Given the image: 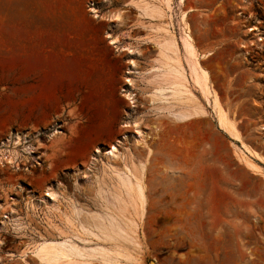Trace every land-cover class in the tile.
Wrapping results in <instances>:
<instances>
[{"label": "rangeland", "instance_id": "obj_1", "mask_svg": "<svg viewBox=\"0 0 264 264\" xmlns=\"http://www.w3.org/2000/svg\"><path fill=\"white\" fill-rule=\"evenodd\" d=\"M130 1L0 0V263L40 264L31 247L61 240V215L48 212L41 201L45 190L58 183L60 214L67 200L97 211L100 187L111 207L138 222L135 264H264V176L238 159L234 151L240 143L218 127L210 103L198 91L193 90L196 102L187 105L200 104L206 114L177 120V105L172 110L152 105L148 94L156 80L148 83L151 74L143 73L158 57L152 38H179L185 12L194 45L201 53L211 51L200 59L211 87L242 142L263 156L252 159L264 168V0H171L169 5L144 0L157 7L152 16L140 14ZM116 10L119 20H108ZM106 23L108 35L132 47V56L126 50L118 57L106 51ZM33 29L57 36L65 31L67 48L56 37L40 53H18L24 32ZM130 58L136 63L131 72ZM32 83L38 91L53 89L77 101H22ZM124 89L135 95L133 109ZM48 105L56 112L53 117L30 123L21 116L27 107ZM126 121H136L149 137L141 145L124 142L122 157L108 159L103 152L121 140ZM32 127L35 135L28 133ZM58 131L68 133L62 149L54 148ZM95 148L102 153L95 154ZM129 159L145 166L142 219L119 190L117 174L132 167ZM38 174L63 177L36 180ZM100 246L110 244L90 243Z\"/></svg>", "mask_w": 264, "mask_h": 264}, {"label": "bare ground", "instance_id": "obj_2", "mask_svg": "<svg viewBox=\"0 0 264 264\" xmlns=\"http://www.w3.org/2000/svg\"><path fill=\"white\" fill-rule=\"evenodd\" d=\"M162 1L166 5H169L171 2V0ZM130 2L139 7L140 14H149L152 16L155 13H158L156 6H153L152 4L150 5L144 0H131ZM91 11L94 13V16L100 17L96 8H91ZM119 15L120 12L117 13L115 17L118 18ZM180 18L182 25L179 38L176 39L174 36L160 38L156 34L152 38L158 53V57L154 59L155 63L148 70V73L151 74V80L147 78L148 83L151 84L152 80H156V84L154 86L151 85L152 90L148 94L151 98L152 105H158L157 109L162 110H172L174 105H177L179 110L174 112V116L177 120H183L190 115L206 114L204 107L200 104L196 103L191 107H188L187 105L189 101L196 102L192 101L194 100L192 99L194 97L193 90L198 91L210 103L218 127L233 140L240 143V145H235L234 151L238 159L247 167V169L264 176V168L252 159L253 156L259 160H263V156L242 142L234 120L228 116L227 110L221 105L216 91L211 87V83L209 82L208 72L201 65L200 59L209 55L211 51L205 53L198 51L194 45L187 24L184 22L185 12L181 14ZM255 29L257 28L252 27L250 30L252 31ZM108 34L107 36L111 38V43L118 52L122 50H126L130 54L134 52L132 47L125 46L120 38ZM130 62V68L128 69L129 72L132 71L131 68H133L135 64L132 60ZM126 82L131 84V79H127ZM145 84H147V82ZM123 91L124 96L131 102V104H129L130 108L133 109L135 106L134 102H136L134 99L135 95L129 89H124ZM123 127L128 129L121 134V140L110 145V147L103 152L108 159L122 157V152L120 151L119 146L121 144L123 145L124 142H129L131 139L134 144L141 145L144 144L149 137L147 132L139 128L136 121H130V123L126 121L123 124ZM19 142L18 138H16L15 143L17 144ZM33 152V148L29 147L27 149L28 154ZM94 153H102V151L99 148H95ZM14 155L15 154H12V157L8 155L6 157L7 160H12ZM130 161L132 163L129 164L132 167L126 165L124 174H117V178L120 182L119 190L127 196L129 200H127L128 203L133 210L138 213L139 219H142L145 213L146 202L145 188L143 184L145 166L143 163L137 164L133 160ZM57 184L56 186L45 190L41 201L45 204L48 212L61 215L62 219H60L64 233L61 234L62 238L58 242L40 241L36 242L31 247V252L39 260V263L135 264L136 261L134 262L132 252L140 247L139 241L137 240L138 237L136 236V224L138 222L132 217V219L124 218L113 207H111L109 205L110 201L107 200L106 190L100 187L97 188L96 191L94 190L97 199L95 203L99 207V211H87L86 208H84L85 205L83 206L78 201L67 200L66 211L64 214H60L61 208L59 203L61 202L62 194L61 191L58 190L61 184ZM116 194L114 195L115 197L113 196L114 198H118ZM119 206L117 209H119ZM92 241L110 244V246L90 247ZM25 254L26 250L21 254L22 257Z\"/></svg>", "mask_w": 264, "mask_h": 264}, {"label": "crops", "instance_id": "obj_3", "mask_svg": "<svg viewBox=\"0 0 264 264\" xmlns=\"http://www.w3.org/2000/svg\"><path fill=\"white\" fill-rule=\"evenodd\" d=\"M120 12V15H121V11H111L108 15V20H111L112 18V14H113V21H118L119 20V17L116 18L115 15L117 13ZM116 13V14H114ZM115 17V18H114ZM107 18V17H106ZM104 23H105V19H103ZM105 26H108V31L105 33V37H106V40H104V43H105V48H106V51L109 52V54H111L112 56L114 57H118L120 56L118 51H116L114 45L111 43V38H109L107 36L108 33H110L109 30H111V26H109V24L107 25V23L105 24ZM112 36H116L115 34H112ZM56 37H58L59 39H62L63 41V44H65V48H67L66 46V32L61 30L60 31V35H55V33H52V31L50 30H42V29H39V30H36V29H33V30H28L26 32H24L22 38L23 40L20 41L18 43V53H22L23 55L24 54H36V53H40L42 48L43 47H46L49 45L48 43V39L50 38H53L55 39ZM41 39H44V42H41ZM70 45L71 44V41L69 42ZM114 50L115 53H113L112 51ZM130 56H132L130 53H129ZM132 59L130 58L129 60V65H130V61ZM153 64V61L149 64V62H146V68L149 66H151ZM136 65V63H135ZM150 68H148L147 70H145L143 73H146ZM132 74V73H131ZM130 74V76H131ZM31 75V72H28L26 73V75L24 77H28ZM136 75V74H135ZM134 75V76H135ZM31 88L30 89L29 87V90L26 94V92L24 91L23 94H22V101H36L38 100L40 97H43L45 101L47 102H53V101H62L64 100L63 102L66 103V101H70V102H76L77 101V97L75 98H70V97H66L65 99L62 98L58 93L56 92H53L54 90L51 89V90H46V91H38L35 87V85L32 83L31 84ZM46 87H49L48 85ZM143 87V85H142ZM146 90V89H145ZM147 94V92H146ZM52 112V109L50 108V106H46L44 108H37V107H27L26 109H24L21 113V116L23 118H26L28 119L30 123L33 122V119H39V118H43V117H53L54 115H56V112L55 114L51 113ZM66 112L67 114H70L71 116H74L75 117V114L74 113H70L71 112V109H66ZM25 123V122H24ZM29 126V125H28ZM32 131L28 132V133H32L33 135H35V127H32L31 128ZM68 132H70V129L68 130ZM63 135H66L68 136V133H66V131H62L61 133H59V131L57 132V134H54L52 139H53V142L55 144L54 148L55 149H62L64 147V142H65V137H63ZM63 145V146H62ZM56 177H63V175H56V174H38V175H35L34 178H36V180H40V179H46V180H55Z\"/></svg>", "mask_w": 264, "mask_h": 264}]
</instances>
